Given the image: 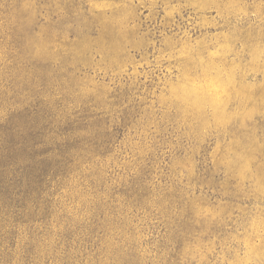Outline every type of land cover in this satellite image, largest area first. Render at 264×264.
I'll use <instances>...</instances> for the list:
<instances>
[{
    "label": "rangeland",
    "instance_id": "374dc122",
    "mask_svg": "<svg viewBox=\"0 0 264 264\" xmlns=\"http://www.w3.org/2000/svg\"><path fill=\"white\" fill-rule=\"evenodd\" d=\"M0 264H264V0H0Z\"/></svg>",
    "mask_w": 264,
    "mask_h": 264
}]
</instances>
